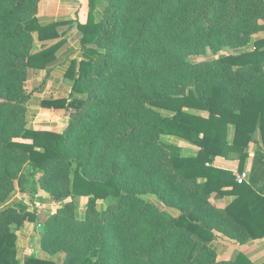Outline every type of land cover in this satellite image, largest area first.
Returning <instances> with one entry per match:
<instances>
[{
    "label": "trees",
    "instance_id": "16d2710c",
    "mask_svg": "<svg viewBox=\"0 0 264 264\" xmlns=\"http://www.w3.org/2000/svg\"><path fill=\"white\" fill-rule=\"evenodd\" d=\"M41 1L0 0V264H18L16 231L36 220L9 204L29 186L61 207L40 236L58 260L27 264H254L218 261L212 242L263 237L264 223L248 222L264 199L213 162L235 157L242 169L251 143L264 158V0H89L86 22L44 25ZM74 24L69 96L41 104L71 112L70 123L35 131L27 83ZM231 193L240 199L224 209L211 200Z\"/></svg>",
    "mask_w": 264,
    "mask_h": 264
},
{
    "label": "crops",
    "instance_id": "0c3cea01",
    "mask_svg": "<svg viewBox=\"0 0 264 264\" xmlns=\"http://www.w3.org/2000/svg\"><path fill=\"white\" fill-rule=\"evenodd\" d=\"M89 12V0H42L39 4L37 18L41 24H49L57 21H73L84 23ZM264 25V22H263ZM65 37V43L57 52L56 62L46 71L33 73L27 83L28 93H31V100L27 107L28 127L35 131H51L60 133L64 131L70 123V113L63 109L50 108L41 104L51 99H67L70 93L71 82L66 74L72 61H78L81 57L80 36L77 27L66 26L61 30ZM264 32L256 35V38H263ZM168 140V139H167ZM170 142L177 143L173 140ZM31 143V142H27ZM186 157H194L199 149L185 144L177 143ZM261 146V145H259ZM259 146L251 143L249 146L250 157L244 168H240V161L237 158L217 157L213 166L217 169L231 172L234 176L246 172L248 180L245 183L250 187L257 197L264 199V158L260 157ZM257 154V155H256ZM27 170L32 172L29 166ZM28 174V173H27ZM243 194L244 193H240ZM250 195H244L242 201H251ZM254 197V196H253ZM240 199L237 193L227 194L222 197L213 195L212 202L220 209H224ZM19 202L25 205L27 211L36 215V220L27 221L16 231V260L18 264H27L31 258H44L58 260V257L51 258L41 249L42 223L47 217L58 212L60 205L51 201L50 196L44 192L34 191L32 186L26 189L17 190L15 196L9 202ZM156 202H158L156 200ZM100 204H103L100 202ZM88 198H81L79 207L76 210L78 219H84L87 211ZM249 207L244 211H248ZM254 211V210H252ZM245 213V214H247ZM257 221L249 218L248 223H264V207H257ZM218 261H230L242 254L254 264H264V236L259 239H250L243 244L217 233L212 242Z\"/></svg>",
    "mask_w": 264,
    "mask_h": 264
},
{
    "label": "built area",
    "instance_id": "2783aa9c",
    "mask_svg": "<svg viewBox=\"0 0 264 264\" xmlns=\"http://www.w3.org/2000/svg\"><path fill=\"white\" fill-rule=\"evenodd\" d=\"M235 178L238 184H245L248 180V174L246 172L236 174Z\"/></svg>",
    "mask_w": 264,
    "mask_h": 264
},
{
    "label": "rangeland",
    "instance_id": "374dc122",
    "mask_svg": "<svg viewBox=\"0 0 264 264\" xmlns=\"http://www.w3.org/2000/svg\"><path fill=\"white\" fill-rule=\"evenodd\" d=\"M209 56H210V55H209ZM203 60H204L203 57H201V58H200V61H203ZM26 171H27V173L30 172V170H27V169H26ZM100 205L103 206V204H100Z\"/></svg>",
    "mask_w": 264,
    "mask_h": 264
}]
</instances>
